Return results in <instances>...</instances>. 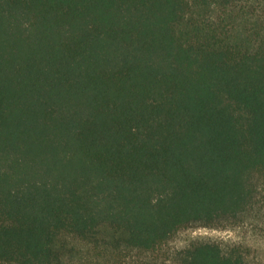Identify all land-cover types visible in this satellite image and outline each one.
Wrapping results in <instances>:
<instances>
[{"label": "trees", "instance_id": "1", "mask_svg": "<svg viewBox=\"0 0 264 264\" xmlns=\"http://www.w3.org/2000/svg\"><path fill=\"white\" fill-rule=\"evenodd\" d=\"M261 172L250 0H0V264H153ZM176 261L251 264L214 242Z\"/></svg>", "mask_w": 264, "mask_h": 264}, {"label": "rangeland", "instance_id": "2", "mask_svg": "<svg viewBox=\"0 0 264 264\" xmlns=\"http://www.w3.org/2000/svg\"><path fill=\"white\" fill-rule=\"evenodd\" d=\"M250 1L252 8L264 10L261 0ZM252 184V200L242 213L221 218L211 226L193 223L182 227L144 260L153 264H178L179 251L198 242H214L226 250L241 249L251 264H264V172L255 174Z\"/></svg>", "mask_w": 264, "mask_h": 264}]
</instances>
